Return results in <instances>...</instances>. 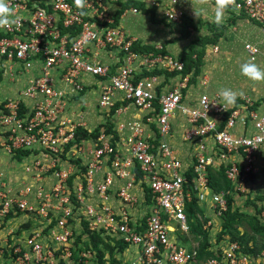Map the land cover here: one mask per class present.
Listing matches in <instances>:
<instances>
[{"label":"built area","instance_id":"built-area-1","mask_svg":"<svg viewBox=\"0 0 264 264\" xmlns=\"http://www.w3.org/2000/svg\"><path fill=\"white\" fill-rule=\"evenodd\" d=\"M142 1L0 0V85L13 82L20 70L30 76L15 99L0 102V150L26 153L20 162L32 181V187L11 191L0 178V225L21 215L36 222L20 240L16 232L6 234L11 241H0V264H108L107 252L103 263L97 261L91 235L121 264H193L198 241L186 203L194 197L220 220L229 195L211 190L209 173L222 172L234 194H250L264 226V200H254L264 183V114L247 99L206 93L188 99L192 74L182 73L177 57L161 45L133 51L135 40L114 23L109 7L137 14L122 5ZM208 1L230 18L256 24L264 39V0ZM152 3L157 20L179 27L177 0ZM243 50L255 60L254 46ZM103 54L113 63L101 61ZM83 76L98 82L96 109L107 114L116 106L115 139L100 132L75 141L81 125L62 116L66 98L85 91ZM128 107L142 115L126 132L115 118ZM175 138L186 145L184 155ZM131 209L140 215L134 218ZM203 215L205 221L197 219L209 238L213 224ZM117 243L124 245L121 252ZM218 244L209 248L214 257L201 264H264V250L248 254L236 242ZM123 253L131 259L123 261Z\"/></svg>","mask_w":264,"mask_h":264},{"label":"crops","instance_id":"crops-1","mask_svg":"<svg viewBox=\"0 0 264 264\" xmlns=\"http://www.w3.org/2000/svg\"><path fill=\"white\" fill-rule=\"evenodd\" d=\"M166 1L169 0H143L140 3L146 10H149L152 2L162 3ZM136 3L139 4V2ZM177 7L182 11L183 15L193 23V28L196 27L194 23L200 24L201 28L196 33L197 35H206L208 31L206 27L212 25L225 26L223 28L224 33L220 39L213 44L217 47V50L215 52L212 51L213 53L205 57L200 73L195 76V81L191 82L192 87L188 90V99L196 97L199 93L223 95L227 101L229 99L234 101L238 99H247L254 104L258 114H264V39L260 28L256 24L242 18L233 19L231 23H228L230 20L228 13L216 7L208 0H177ZM109 11L114 14L113 17L117 14V11L113 7H109ZM154 19L157 20L155 16ZM157 21L161 24L151 22L149 20V14H145L139 10L137 14L126 13L121 15L120 13L116 23L123 32L131 39H134L138 45L152 47L153 49L155 46L161 45L163 49L162 52L173 57H177L184 51L195 36H197L193 35L192 37L191 33H189L186 37H180L178 34L169 32L170 29H177L180 31L179 27L169 25L163 20ZM187 30H189V28H187ZM235 42H240L241 44L237 47L234 45ZM244 44H250L257 49V55L254 61L248 60L242 49ZM236 47L240 48V50L242 49L243 55H241L239 51L238 55H235L234 48ZM112 54L113 53L110 52L109 55ZM101 56V61L104 60L106 63L112 64L114 61L112 56L115 55L113 54L110 58L105 54ZM18 78L19 77H17V79ZM29 78V73H27L24 82H27ZM14 81L11 83H14ZM81 82L86 86L85 91L78 96L73 95L66 98V107L64 108L62 116L76 124H80L81 129L90 132L103 121V114L96 109L98 82L96 85L95 80L90 76H83ZM10 90L7 91L0 88V102L7 99H15L17 97L19 90L14 89V92ZM141 115V111L128 107L115 119L117 122L124 124V131L128 132V126L134 121L139 120ZM236 131L240 132L239 125H236ZM173 140H175L174 145L178 153L184 155L186 145L181 147L182 145L177 142V138ZM1 160L5 161L6 159L1 157L0 161ZM4 169L5 163H3V166L0 164V178L6 184L7 189L11 191H20L22 187H29L32 185V183L18 180H10L11 183H9L7 172H4ZM120 184L121 182L116 181L114 187H118ZM137 194L139 198H141L140 193ZM115 204L116 203H114V205ZM250 211L252 212V210ZM129 212L134 218L140 215V211L136 209H131ZM203 213L211 219L212 224L215 223L216 218L210 214V211L203 210ZM26 220H28L27 217L23 215L7 220L5 222L7 226L3 228L2 231H6V234L9 232L15 233L17 231L16 224H21L23 222V224H21L23 226H20L23 229L22 231L27 233L28 229L34 227V223L31 221L26 222ZM8 224L12 225V227ZM212 230L208 232L209 236ZM132 251L131 248L126 251L130 252L131 256L126 255L127 253H123L125 254L121 257L123 261H126V259L128 260L130 257L132 258ZM128 256L130 257L127 258Z\"/></svg>","mask_w":264,"mask_h":264},{"label":"trees","instance_id":"trees-1","mask_svg":"<svg viewBox=\"0 0 264 264\" xmlns=\"http://www.w3.org/2000/svg\"><path fill=\"white\" fill-rule=\"evenodd\" d=\"M132 5L135 6L137 9L141 10L143 13L145 14H149V20L151 22H155L154 21V8L151 7L149 8V10H146L143 5L141 3H136V2H129L126 3L124 5H122V8H126L127 6ZM120 14V11L117 12V14H115V16L113 17V21L114 23H116L117 21V17ZM230 20L228 21V23H231L232 20L234 18H229ZM186 26H194L193 23L187 19L185 17V15H182L181 17V23L179 25L180 31L184 30L186 28ZM213 28L217 29L218 32L221 31V26L219 25H212L209 27V32L210 31H214ZM216 30V31H217ZM187 33V32H186ZM187 36V35H186ZM184 36V37H186ZM208 34L205 35V37L203 40L200 39V41H192L190 43V45L188 47H186L185 51H182L178 56L177 59L183 63V74H187V73H191V79L190 82L195 81V76L198 74V71H196V67L194 68V63L191 60L192 55L195 53V49H194V44L202 42V41H207L209 43H215L217 39H219L218 35H216L215 37H212L213 39H209V37H207ZM131 49L135 52H150V51H154L152 47H148V46H140L137 43H134L131 47ZM199 59H197L196 61H198ZM202 61V60H201ZM116 108V106L114 107ZM114 108L111 109V111H109L107 114H103V121L93 130H91L90 132L85 131L84 129L81 128H77L76 132H75V141H78L79 139H89V138H94L96 137V135H98L100 132H102L105 135H112L113 139L116 138V134L112 131V121H111V115L113 114V110ZM26 155V153L24 152H19L16 151L14 152V154L11 156L17 160H21L22 157ZM252 176H249V179H252ZM189 179V175H187V180ZM208 186L211 188V190L215 193L219 192V191H229L232 190L229 182L227 180H225L222 172H217L216 174H211L209 173L208 175ZM232 197L230 195H228L226 197V210L221 214L220 216V220H221V226L225 232L226 229H230V227L233 224H238V222H240L243 219L247 220V224L249 227V230L253 233V234H264V226L260 225L256 219V213H257V209H253L254 207H256V205L250 200V202L253 204V208L251 207L252 210V215H245L242 213H239L238 211H235L232 209ZM185 213H186V217H187V221H188V225H189V230L190 232L197 238L198 241V246L196 249V255L194 257V261L193 264H201V262H204L206 259L212 258L214 257V254L212 251H209L210 248V243L208 240V236H207V232H205L204 230H202L201 228V224L199 222V220L197 219V216H199L201 218L202 221H205L206 219L204 218L203 215V209L201 207H199L196 204V199L194 197H191V199L189 200V202L186 203L185 205ZM225 237H227V235H224ZM223 236V237H224ZM236 237H231V239H227L230 242H236L241 251H243L244 253H248V254H255V253H259L262 250L259 251H253L252 249H248L246 247V245H244V243L241 242V240L243 238H241L242 233H240L238 231V233H235ZM222 236L217 237L216 242L218 243L219 239ZM90 244H91V248L94 249L95 254H96V258L97 261L99 263H103L104 260V252L109 253L108 256V264H121V262L119 260H116L115 258H113V249L106 243L103 242V240L101 238H99L98 235H91L90 236ZM95 241H97L95 243ZM118 246V252H121L124 245L117 243L116 244ZM101 246V247H99Z\"/></svg>","mask_w":264,"mask_h":264},{"label":"rangeland","instance_id":"rangeland-1","mask_svg":"<svg viewBox=\"0 0 264 264\" xmlns=\"http://www.w3.org/2000/svg\"><path fill=\"white\" fill-rule=\"evenodd\" d=\"M154 23L155 24H161L159 21L155 20L154 19ZM196 25L195 28H193L194 26H186V28L182 31H179L177 29H174V30H169L170 33H175V34H178L180 35V37H184L186 35H188L189 33H191L192 37L193 35H197L196 33L198 32V30L201 28L200 24L199 23H194ZM225 26H222L221 28V31L218 32L217 29L213 28L214 31H210L209 32V27H206L207 28V34L209 37V39H213L212 37H215L216 38V35H218L219 39L220 37L222 36V34L224 33V28ZM169 28V27H168ZM187 28H189V30H187ZM217 30V31H216ZM187 32V33H186ZM195 32V33H194ZM202 33V32H200ZM202 37H205V35H197L195 36V38L193 39L194 41H200V39ZM204 38H202L201 40H203ZM215 40L216 42L219 40ZM193 45L194 46V51L195 53L192 55L191 57V60L193 61L194 63V68L196 67V71H198V74L200 73L201 71V68L203 66V63H204V59L205 57H207V55H210L211 53H213L212 51V45L215 44V43H209L207 41H202L199 43H196ZM239 44H241L240 42H235L234 45L235 46H239ZM234 48V53L235 55H238V53L240 52L241 55H243L242 53V49L240 50V48ZM185 51V50H184ZM239 51V52H238ZM197 59H199L198 61H196ZM202 60V61H201ZM17 75H19L18 79L15 78V81L14 83H10L8 82L7 80H3L2 81V85L0 88H3L7 91H13L14 92V89L15 90H20L25 84L26 82H24L26 80V77H27V72H23L22 70L20 71H17ZM17 79V81H16ZM194 82V81H193ZM96 111V110H95ZM176 126H177V123H178V119L176 118ZM112 121V119H111ZM179 125V123H178ZM183 129V125L180 124L179 128H174V134L175 136H178L179 135V132L180 130ZM178 142V141H177ZM183 147V145L181 146ZM1 157H4V159H6L5 161L4 160H1L0 161V164L3 166V163H5V169H4V172H7V177H8V180H9V183L10 180L14 181V180H18V181H22V182H26V183H32V181L29 179V177L23 172V168H22V163L23 162H19V160L13 158V157H10L9 155H6L4 154L2 151H0V159ZM10 157V158H9ZM9 173V174H8ZM11 175V176H10ZM8 182V181H7ZM256 186V184H254ZM259 188V192H256L255 194V197H254V200L256 201H259V200H264V183L263 181H260V186L258 187ZM228 191V190H227ZM229 195L231 197H233V200L231 202V205H232V209L235 210V211H238L239 213H242V214H245V215H252V212L250 211L251 210V207L253 208V204L250 202V194H234V191L233 190H229ZM259 193V194H257ZM244 196H245V199H244ZM253 209H257L256 207H254ZM207 211V209L205 210ZM33 219L36 218L34 215L32 216ZM36 219H34L35 221ZM38 220V219H37ZM219 220V219H218ZM216 219L215 223H213V226L211 227L213 230H212V233L210 234L209 236V243L210 244V248L214 249V244H217L216 242V239L217 237L219 236H222L219 241H218V245L220 247H223L224 245H222L223 241H226L227 239H231V237H236L235 236V233L238 231L240 233H242V236L241 238H243L241 240L242 243H244V245H246V247L248 249H252L253 251H259V250H264V234H253L250 230H249V227H248V224H247V220L246 219H243L241 220L240 222H238V224H233L230 229H226L225 232L221 226V220L218 221ZM30 221V220H29ZM32 223H36V222H33L31 221ZM23 224V222L21 223ZM21 224H16L17 226V231H16V236L18 238V240L22 239L25 235H26V232L22 231L23 229L20 227ZM10 225V224H8ZM14 225V224H13ZM6 224L3 223L2 225H0V227L2 228H6ZM12 227V225H10ZM35 226H37V224H35ZM0 241L2 242V245H3V242L6 244V245H9L10 244V237L11 236H7L6 235V231H1L0 232ZM224 235H227V237H225ZM224 236V237H223ZM97 241H95L96 243ZM219 247V248H220ZM217 249V247H216ZM109 256V253L106 254V257L108 258ZM207 260V259H206ZM205 260V261H206ZM122 261V260H121Z\"/></svg>","mask_w":264,"mask_h":264}]
</instances>
